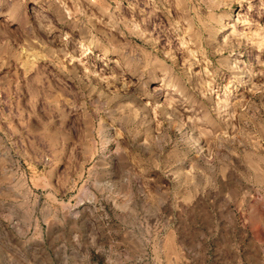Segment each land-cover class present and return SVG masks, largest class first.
I'll use <instances>...</instances> for the list:
<instances>
[{
  "label": "rangeland",
  "instance_id": "374dc122",
  "mask_svg": "<svg viewBox=\"0 0 264 264\" xmlns=\"http://www.w3.org/2000/svg\"><path fill=\"white\" fill-rule=\"evenodd\" d=\"M0 264H264V0H0Z\"/></svg>",
  "mask_w": 264,
  "mask_h": 264
}]
</instances>
